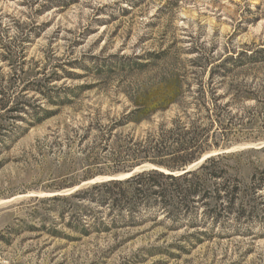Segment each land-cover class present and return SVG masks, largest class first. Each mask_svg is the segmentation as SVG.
<instances>
[{
    "label": "rangeland",
    "instance_id": "rangeland-1",
    "mask_svg": "<svg viewBox=\"0 0 264 264\" xmlns=\"http://www.w3.org/2000/svg\"><path fill=\"white\" fill-rule=\"evenodd\" d=\"M200 85L236 116L201 158L252 150L248 184L264 171V0H0V264H264V197L240 221L142 208L129 227L82 197L153 165L124 169L119 146L191 112Z\"/></svg>",
    "mask_w": 264,
    "mask_h": 264
},
{
    "label": "trees",
    "instance_id": "trees-1",
    "mask_svg": "<svg viewBox=\"0 0 264 264\" xmlns=\"http://www.w3.org/2000/svg\"><path fill=\"white\" fill-rule=\"evenodd\" d=\"M212 91L207 96L200 85L188 104L191 112L185 110L144 138H129L119 146L117 158L129 163L124 169L148 162L163 171L147 170L125 180L96 184L90 196L82 197L112 210H127L131 214L124 222L127 227L135 223L134 210L142 208L156 209L154 217L160 213L172 225L193 224L201 208L202 225L219 223L229 215L240 221L254 214L257 201L264 197V171L257 174L254 170L247 177L249 183H244V156L252 150L217 154L194 170L177 173L204 153L229 145L228 133L236 116H230L228 104H217L216 88ZM99 192L103 198L97 199L93 195Z\"/></svg>",
    "mask_w": 264,
    "mask_h": 264
},
{
    "label": "water",
    "instance_id": "water-1",
    "mask_svg": "<svg viewBox=\"0 0 264 264\" xmlns=\"http://www.w3.org/2000/svg\"><path fill=\"white\" fill-rule=\"evenodd\" d=\"M225 153H228V152H225ZM217 155V154H215ZM213 155H207L203 158H201L200 160H198L197 162H195L194 164L186 167L184 170H181V172H177V173H180V174H183L185 172H188V171H191V170H194L196 169L197 167H199L203 161L205 159H207L208 157H211ZM147 170H157V171H163L161 170L160 168L154 166V165H143L135 170H132L131 172L127 173V174H123V175H112V176H109L107 178H105L104 182H108V181H121V180H125V179H128L130 177H132L133 175L135 174H138V173H141L143 171H147Z\"/></svg>",
    "mask_w": 264,
    "mask_h": 264
}]
</instances>
